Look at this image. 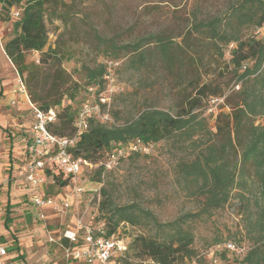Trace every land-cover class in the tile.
I'll return each instance as SVG.
<instances>
[{
	"label": "trees",
	"instance_id": "16d2710c",
	"mask_svg": "<svg viewBox=\"0 0 264 264\" xmlns=\"http://www.w3.org/2000/svg\"><path fill=\"white\" fill-rule=\"evenodd\" d=\"M59 4L62 9L57 8ZM68 8L69 3L63 0H0V24L4 14L12 20L11 36L5 39L3 35L0 39L4 53L22 79L30 102L38 103L35 105L41 110L55 111L56 121L49 124V130L69 136L75 132L74 121L85 97L76 106L72 105L76 86L64 89L57 82L48 87V74L43 83L38 78L39 65L60 66L67 51L58 42L54 47L48 46L46 12L64 25L73 26L75 21ZM15 11L17 16L12 15ZM72 14L76 15L74 11ZM190 18V24L178 37L158 32L120 42L115 37L104 38L93 26L89 28L88 33L105 47L101 51L105 58L124 57V70L164 76L177 91L180 105L173 111L149 106L120 125H107L91 118L87 130L78 136L70 152L95 164L106 153L136 138L151 143L171 140L192 151L191 157L177 163V182L187 196L201 199L195 211L184 212L174 220L159 222L150 209L137 203L115 204L107 188L104 185L100 188L96 219L104 222L106 236L122 237L120 223L146 224L156 229L154 235L136 236L122 253L113 257L114 261L125 258L129 250L134 251L135 257L149 259L153 264H177L178 260L194 257L190 222L206 218L223 207L233 190H237L234 197L244 212L243 237L249 247H245L242 256L230 252L232 261L226 264H264V122H253L254 117L264 116V36L254 34L256 28L264 26V0H234L222 13L205 18L193 14ZM248 24L253 28L242 38V27ZM224 48L228 49V63L236 77L234 103L227 99L221 85L201 80L209 74L204 71L206 52L215 50L223 58ZM29 52L39 53L37 64L26 61ZM105 73L102 62L95 67H85V93L89 86L96 92L102 90ZM61 74L57 72L58 81ZM155 82L157 78L150 86ZM213 97L223 98L214 112L209 110ZM228 104L230 111L221 113L219 110ZM200 109L206 116H215L213 129L207 127L205 117H200ZM140 155L143 154L132 153L125 160ZM117 167L105 170L97 166L96 180L100 182L102 173ZM47 176L57 187L66 186L70 179L56 169L47 170ZM10 220L6 217L5 223ZM240 240L235 236L233 239L215 238L206 253L225 242L241 246L237 242ZM60 242L69 244L65 238H60ZM226 251L220 248L209 257L214 258L216 253L224 256ZM205 261L198 259L196 264H207Z\"/></svg>",
	"mask_w": 264,
	"mask_h": 264
},
{
	"label": "rangeland",
	"instance_id": "374dc122",
	"mask_svg": "<svg viewBox=\"0 0 264 264\" xmlns=\"http://www.w3.org/2000/svg\"><path fill=\"white\" fill-rule=\"evenodd\" d=\"M69 3V15L74 22L73 26L64 25L60 20L48 15L46 12L45 24L48 34V46L54 47L58 42L64 51L65 59L60 66L39 65L38 78L43 83L44 76L48 74V87L56 85L57 82L63 85L64 89L77 88L75 102L86 97L85 93V67H95L105 58L102 50L105 48L99 45L90 33L91 26L97 28L104 38L115 37L120 42L130 41L136 37L148 33H165L171 37H178L179 33L191 22V16L197 14L198 18H205L217 15L225 11L229 3L234 0H63ZM58 9H62L60 4ZM73 11L76 15H73ZM5 39L11 36L12 20L6 14L1 18ZM0 27V30L2 29ZM253 26L242 27V38L250 34ZM204 50L203 48H199ZM228 49L224 48L223 58L218 56L215 50L206 52L204 71L209 74L201 80L217 83L223 88L224 94L231 103L236 101L233 86L236 82L233 70L228 63ZM39 53H26V61H34L37 64ZM119 59V70L115 74L114 83L117 92L113 94L108 107L110 121L107 125H120L136 117L138 112L147 107H155L173 111L180 105L177 91L173 89L168 79L162 75H149L147 73H136L124 70V57ZM63 71V72H62ZM57 72L62 73L61 80L56 77ZM25 76V75H24ZM23 76V77H24ZM16 69L9 61V58L0 53V113L6 116L0 123V162L16 160V154L12 148L17 142L16 129H20L24 135V129L31 121L30 111L25 105L19 103L13 106L7 103V96L3 93L16 83ZM22 77V78H23ZM51 77V79H50ZM155 82L152 86L150 83ZM144 80V81H142ZM64 81V82H63ZM50 82V83H49ZM47 87V85H46ZM64 103H68L65 101ZM38 106V103H35ZM230 104L219 110L221 113L230 111ZM218 111V113H220ZM200 117H205L209 129L215 125V116H206L200 109ZM255 124H262L264 116L259 115L253 118ZM15 133V135H13ZM69 134V131H66ZM21 138V136H20ZM192 151L171 140H160L152 143L148 154L135 156L133 159L122 161L116 169L101 174V181L96 180L95 166L83 165L80 178L77 181L83 187V192L78 198L77 204L71 208L77 214L89 219L90 216H97L98 205L101 200L100 188L104 185L107 194L115 204L137 203L150 209L158 218L159 222L174 220L179 215L188 211H195L198 208L199 199L187 196L186 190L177 182V163L180 160L191 157ZM4 168V167H3ZM8 170L5 168L0 173V192L6 187L13 191L15 185L6 177ZM2 189V190H1ZM232 196L220 209L215 210L211 215L198 221L190 222V229L193 233L192 247L195 256L178 260L177 264H196L198 259H203L210 264H226L232 261V254L228 251L223 255L215 254L214 258L206 253L208 247L213 245L215 238L233 239L240 238L241 246L249 247V242L243 236L244 212L239 205L237 197ZM18 193V192H16ZM18 197L13 198V200ZM20 206V207H19ZM21 204L15 205L11 210L12 222L8 228L4 226L11 235L15 233L16 241L20 242L22 252L26 259L22 264H74L66 260L64 251L56 244L47 242V237H57L59 226L49 227L48 222L45 232L41 224L24 217L21 212ZM47 229V231H46ZM52 231H56L52 233ZM119 231L124 241L128 244L138 235H154L155 227L144 225L132 226L120 223ZM159 233H162L159 231ZM216 258V262L214 259ZM205 261V262H206ZM17 262V261H16ZM206 262V263H207ZM207 263V264H208ZM108 264H153L149 259H140L134 256V251L129 250L125 258L116 259Z\"/></svg>",
	"mask_w": 264,
	"mask_h": 264
},
{
	"label": "built area",
	"instance_id": "2783aa9c",
	"mask_svg": "<svg viewBox=\"0 0 264 264\" xmlns=\"http://www.w3.org/2000/svg\"><path fill=\"white\" fill-rule=\"evenodd\" d=\"M12 15L17 16L18 12L15 11ZM254 34L264 36V26L256 28ZM229 47H232V44H229ZM102 64L106 69L104 75L105 85L98 92L93 86L88 87L86 97L81 102L80 110L75 118V132L72 135L52 133L48 127L50 123L56 121L55 111L53 109L41 110L30 102L32 108L31 139L24 162V179L31 192L28 201L39 210V218L42 220H45L43 209L48 205L52 206L54 215L62 216L74 206V203L77 204L78 198L84 190L77 182L83 165L102 166L105 170H111L130 154H148L152 147L151 142L136 138L126 146H121L106 153L95 164L80 157H75L70 152V147L76 142L78 136L87 130L89 119L97 118L101 123L110 121L108 107L113 94L117 92L114 79L115 71L120 63L118 59L106 57L102 60ZM17 90L19 93L27 95L26 88L19 76ZM221 103H223V98H211L209 110L214 112ZM54 169L58 170L63 177L70 178L66 186L60 187L67 196L58 202L45 193V187L49 179L47 170ZM105 233L104 222L97 220L95 216L85 219L84 216L77 214L73 228L64 229L56 242L62 247L67 260L82 261L86 264H108L114 256L126 249L127 243L123 237H108ZM60 238L67 239L69 244L63 245ZM49 240L54 241L52 237H49ZM220 248L240 256L245 252V247L238 246L233 242H225L222 246L217 245L213 249H209V256H212L213 252L218 251ZM6 254L7 247L2 243L0 237V264H9Z\"/></svg>",
	"mask_w": 264,
	"mask_h": 264
},
{
	"label": "crops",
	"instance_id": "0c3cea01",
	"mask_svg": "<svg viewBox=\"0 0 264 264\" xmlns=\"http://www.w3.org/2000/svg\"><path fill=\"white\" fill-rule=\"evenodd\" d=\"M0 33H1V36H0V39H1V37L4 35L3 28L1 29ZM0 53H3L6 56V54L3 51L1 42H0ZM17 80H18V74L16 77V83L13 84L10 88H8L5 91L6 93H3V94L7 96L6 97L7 103L9 105L13 106L19 103L25 105L26 106L25 109L30 111L31 121L29 122V125L24 129L23 131L24 135L19 133L21 132L20 129H16V132L18 133V135L16 139L17 142H14V145H18V147L12 148V151L14 153H17L16 160H12V159L10 160L9 154H7L6 156L7 160L5 159L0 162V173L6 166V169L8 170L6 177L10 175L11 176L10 180L13 181V185H15V187L13 188L14 189L13 191L9 192L8 188L6 187L5 189H3L4 191L2 194L0 192V237H1L2 243H4V245H6L7 247L6 258L9 261V264H22V261L26 259L25 253H23L22 249L19 247V245L22 246V244L16 241L15 233L12 232V234L14 235H11V231L9 233V231L6 229L8 228L7 225L13 221L11 218L12 216L11 210L13 209L15 205L21 204L22 209L19 214H23L24 217L27 216L28 219H31L34 222L40 223L41 224L40 226L43 232H45V228H47L49 220L51 219L57 220L56 223H53V221H51L49 227L58 225L59 226L58 236L55 238L52 236H48L46 240L47 242H50V244L51 243L56 244L60 249H62V247L56 242V239H58L59 235L64 229H72L75 223V211L72 209L67 210L62 216H56L53 214L52 206L48 205L43 209L44 214H45V220H42L39 218V210L28 201V198L31 192H30V188L28 187L24 179V162H25L27 147L31 139L32 108H31L28 96L25 94L19 93V91L17 90ZM6 116L8 115H3L0 113V123L5 120ZM13 135H15V133ZM45 193L48 196L55 198L57 202L67 196L63 192L62 188L53 185L49 181V179L45 187ZM15 197H18V199L13 200V198ZM6 217L11 218L8 224L5 223ZM4 226H6V228ZM55 232L56 231H52V233H55ZM49 237H52L54 241H50ZM70 261L73 262L74 264H86L82 261H76V260H70ZM111 261H114V259H111L109 263Z\"/></svg>",
	"mask_w": 264,
	"mask_h": 264
}]
</instances>
